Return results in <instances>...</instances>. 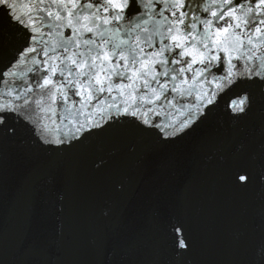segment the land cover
<instances>
[{
	"label": "water",
	"instance_id": "water-1",
	"mask_svg": "<svg viewBox=\"0 0 264 264\" xmlns=\"http://www.w3.org/2000/svg\"><path fill=\"white\" fill-rule=\"evenodd\" d=\"M101 5L0 0V106L17 109L0 112V264H264V25L230 0Z\"/></svg>",
	"mask_w": 264,
	"mask_h": 264
},
{
	"label": "snow or ice",
	"instance_id": "snow-or-ice-1",
	"mask_svg": "<svg viewBox=\"0 0 264 264\" xmlns=\"http://www.w3.org/2000/svg\"><path fill=\"white\" fill-rule=\"evenodd\" d=\"M93 2H94L95 4H97L98 6H103V7H105V10H107V5H101V0H93ZM136 2H137V0H132V3H133V4H136ZM230 2L232 3V8H233V9H235V5H236V3H240V5H241L239 11H244V10L246 9L247 26H249L250 28H256L257 31H259V28L257 27V24H259V25H264V18H261V17H260L258 11L256 12L255 15H253L252 3H254L255 0H251V3L248 4V5H244V4L242 3V0H230ZM191 3H192V0H189V6H191ZM6 6H7L8 8H13V9L15 8V5H14L13 3H11V2L7 3ZM92 6H93L92 3H88V4H85V5L80 6V8H81V11H85V10L91 9ZM31 7L37 10V14L39 13V11H43V6H42V4H39V3H38V4H35V5H31ZM119 7H127V5L125 4V5H122V6H119ZM179 7L182 8V7H184V5H180ZM224 7H225V5L222 4V5H221V12H220L219 14L216 13V12H213V13H212L213 16L217 18V20H223V19H224V15H225V13H224V11H223V10H224ZM257 8H258V6H257ZM164 9H165V10H167V9H174V11H173V16H176V11L179 10V8H178V6H177L176 4H173V3H170V2H165V4H164ZM204 10H205V11H208V8L206 7ZM99 11H100V7H97L96 11L91 13V16H93L94 18H100V19H103L105 23L109 22V21L107 20V18H103V17H100V16H99ZM129 13H132V10H131V9H129ZM48 15H49V16H52V13L49 12ZM159 15H160L161 17H163V20L160 21L161 24L164 23V22H166V21H168V18L164 16V12H163V10L159 12ZM117 16H120L121 18H123V14H122V13H115V12L113 13V17H112V18H113V19H116ZM186 17H188V13H187V12H180L179 17H177V20L174 21V23H177V22H178V23L184 24V20H185ZM17 19L23 21V17H22V16H17ZM40 19L43 20L44 18H43V17H40ZM55 19H56V20H62L63 17H60L59 14L57 13L56 16H55ZM141 19H142V15H141L140 17H137V16H135L134 14H130V15L127 17V23H128V32H129V35H131V32L135 31V29H137V28H141V27H142V25L139 23V20H141ZM31 20H32V16H31V14H29L28 21H31ZM195 20H198V17H192V19H191L187 24H184V29H183V31H184L186 34H189V35H190L191 32L195 29V23L192 22V21H195ZM28 21H25V22L27 23ZM90 22H91V21H90ZM144 23L146 24L147 21H145ZM202 23H204V24H206V25H208V26H211V21H202ZM69 24H71V21H69ZM226 24H228L227 21H226ZM49 26H50V27H55L56 25L53 24V25H49ZM228 26L231 27V24H228ZM236 27H239V24H237ZM88 30L91 31V29H88ZM171 30H172V29H171V26H170L169 29H168V31H171ZM41 35H42V33H41ZM99 35H100L101 37H103V36H104V33H103V32H100ZM161 35H162V34H161ZM33 39H35V37H34ZM149 39H150V38H149ZM203 39H204V40H207V39H208V34H207V33H204V34H203ZM67 43H68V44H71L72 41L69 40ZM85 43H86V45H94V44H95V41L92 40V39H89V40H87ZM121 43H124V42H121ZM146 43H148V40H147V39H146ZM248 43H252L251 39H249ZM61 46H63V45H61ZM176 46H177V47H181V45H176ZM166 48L170 50V47H169V46H164V47H162V48L160 49V54H162V53L165 51ZM53 50H54V49H53ZM65 50H67V48H65ZM127 50H128V51H131V52L133 53L132 56H131V62H132L133 64H135V63H136V55H135V51H134V49H132L131 46H129V48H128ZM40 51L43 52V54H44L45 56L48 55V53H47V52H44L43 49H41ZM124 51H125V49L121 47V44H115V45H113L112 54H113L114 56H116V55H120V54L123 53ZM33 52H37V49H36L35 47H30V48L28 49V53H33ZM140 52L143 53V48L140 49ZM28 53H24L25 57L28 56ZM38 54H39V53H38ZM120 58H121V59H125V57H123L122 55H120ZM251 58H252L251 55H249V59H251ZM46 62H47V61H45V63H46ZM159 62H160L161 64H165V63H167L166 60H161V61H159ZM33 63H37V64H39L40 61H38V60H36L35 58H33ZM177 63H179V61H177ZM229 63H231V60H229ZM66 67H67V66H66ZM92 67H93L92 65H89V71L86 72V73H83V75H86V76H89V77H90V76H91V68H92ZM187 70H191V64H189ZM172 71H173V72H176L177 70H176V69H172ZM180 71H184V69H181ZM70 74H71V70H70ZM167 74H168L167 71L160 73V75H167ZM9 75H13V73L9 72ZM61 75H63V70H61ZM118 75H120L121 77H123L124 74H123V73H118ZM153 79H155V77H153ZM173 79H175V77H173ZM49 84H51V80H46V81H45V85H38V86H39V87H45V86H47V85H49ZM145 86H147V85H145ZM53 87H55V85H53ZM30 90H31V89H28V91H30ZM48 91H49V92H52V89H48ZM99 91L102 92V91H104V89H103V88H100ZM173 91H179V90L176 89V88H173ZM53 94H54V93H53ZM212 95H215V93H213ZM18 98H19V97H18ZM208 102L211 103V100H209ZM27 103H28V101L25 100V104H27ZM34 103H36L37 108H40V107H41V103H40V101H34ZM243 103H244V100L241 99V100H239V101L236 102V104L234 105V107H236L238 110L242 111L243 109H242L241 107H239V105H242ZM8 111L16 112L17 109H16L15 107H13L12 105H10V104H6V105H3V106H0V112H8ZM3 119H4V117H3V116H0V123H3ZM146 122H147V121H146ZM47 130H48V129H47V126H46V125H42V126H41V131H42V132H43V131H47ZM240 179L243 180L244 177H240ZM179 231H180V230L177 229V232H178V233H179ZM180 246H181V247L184 246V242H183L182 239L180 240Z\"/></svg>",
	"mask_w": 264,
	"mask_h": 264
}]
</instances>
